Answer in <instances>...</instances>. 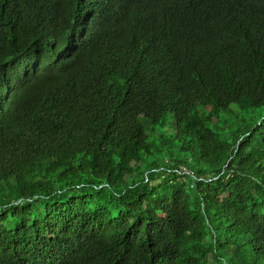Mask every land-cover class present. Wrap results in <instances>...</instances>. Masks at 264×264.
<instances>
[{
    "label": "trees",
    "instance_id": "16d2710c",
    "mask_svg": "<svg viewBox=\"0 0 264 264\" xmlns=\"http://www.w3.org/2000/svg\"><path fill=\"white\" fill-rule=\"evenodd\" d=\"M0 264H264V0H0Z\"/></svg>",
    "mask_w": 264,
    "mask_h": 264
},
{
    "label": "rangeland",
    "instance_id": "374dc122",
    "mask_svg": "<svg viewBox=\"0 0 264 264\" xmlns=\"http://www.w3.org/2000/svg\"><path fill=\"white\" fill-rule=\"evenodd\" d=\"M237 109V108H236Z\"/></svg>",
    "mask_w": 264,
    "mask_h": 264
}]
</instances>
